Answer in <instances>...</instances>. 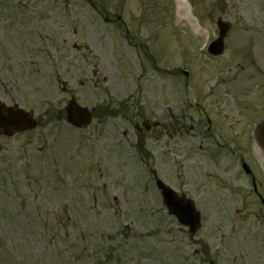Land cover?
<instances>
[{"label": "rangeland", "instance_id": "374dc122", "mask_svg": "<svg viewBox=\"0 0 264 264\" xmlns=\"http://www.w3.org/2000/svg\"><path fill=\"white\" fill-rule=\"evenodd\" d=\"M76 1L0 0V96L33 109L43 120L42 126L23 134L0 136V264H264L257 197L246 194L243 200L249 184L239 163L210 151L211 142L197 123L200 114L183 102L179 76L169 79L149 66L116 29L91 28L88 8ZM190 1L194 16L201 20L204 15L208 29L183 30L197 39L183 37L177 53L170 47L162 51L164 45L157 40L153 53L161 67L166 57L170 67L181 64V50L192 60L193 80L200 88H189V100L202 103L221 142L224 133L249 134L254 122L244 118L247 103H254L249 113L255 107L264 110L259 86L264 82V51H257L256 67L243 46L252 35L264 44V0ZM153 7L154 21L179 35L176 28L183 26L178 24L177 2L156 0ZM72 8H79L75 15ZM221 14L234 23L236 33L229 40L244 45L233 47L241 49L234 56H229L233 50L228 44L223 57H209L201 47L209 35L217 34ZM168 35L172 42L169 30ZM75 41L80 49H73ZM254 47L251 54L256 43ZM217 63L226 66L224 72ZM234 71L232 83L229 75ZM17 74L21 83L13 86ZM56 74L88 106L133 92L140 78L141 107L150 106L164 123L168 107L178 115L182 109L185 117L179 121L187 130L171 131L167 137L161 130L154 133L162 138L154 148L150 144L155 154L148 165L172 187L191 195L202 210L203 226L194 240L162 206L161 194L131 141L118 135L112 143L108 134L100 135L103 125L107 133H114L115 122L122 128L121 117L106 119L103 125L96 119L92 129L81 130L70 129L60 118L70 93L55 81ZM244 143L231 142L263 182L264 155L252 137L246 148ZM201 242L209 246L211 259H205Z\"/></svg>", "mask_w": 264, "mask_h": 264}, {"label": "flooded vegetation", "instance_id": "af4514ba", "mask_svg": "<svg viewBox=\"0 0 264 264\" xmlns=\"http://www.w3.org/2000/svg\"><path fill=\"white\" fill-rule=\"evenodd\" d=\"M85 2H87L86 0H84ZM105 0H94V2L97 5L96 10L94 11V13H96L99 17L104 16L105 18L108 19H115V18H111L110 16L108 17L106 14V10L105 7L103 5V2ZM145 0L142 1L141 0V5L139 6H135L134 11L132 13V16L130 17V12L125 8L122 7V5H120L118 7V9L121 10V14L122 17L120 15H118L116 18H118V21H113V20H109L108 23L110 24H115L117 25L120 30L125 31L126 33V40H128L133 47H135L136 49H143L144 55L145 56H150V47H149V43L147 41L150 40L148 34L147 37H144L143 40L140 39V37L143 35L142 33V29L145 30H151L152 26L154 25V23L151 21V12L149 10V7L146 6L145 4ZM135 30L131 33L129 32V30ZM140 30V32H138ZM169 35L167 33V40H169ZM171 37V35H170ZM147 40V41H145ZM141 89H139L140 91ZM137 94V98L133 99V96H135V93L133 96H129L125 101H122L120 103H118V105L121 107V109L123 110H128L129 113L132 114L133 118H132V125L135 128V134L137 136V144L138 145H142V148L144 149L147 146L148 141H150L149 139H152V135L153 133H155L156 128L153 127L152 123H150L153 114L155 113L153 110H151L150 106L146 107H142L140 105V99L138 96V92H136ZM104 109H106V107H104ZM166 117H169L170 119L174 118V120L176 121V123L178 122V120L181 118V115H176L173 113L172 108L168 107L167 110V115ZM128 118V117H127ZM129 119V118H128ZM148 125L149 127L147 128ZM199 124V123H198ZM204 126H207V133H203V137L208 138V140L210 139L211 141H217V137L214 133H212L211 129L213 126V123L211 120H209V118L207 119V121L203 122ZM164 132L167 130V127H170V124H164ZM178 130V129H177ZM224 137V143L222 144H218L220 146H222L224 149H226L228 151V153H232L234 155L235 150L234 147L231 145V142H235L236 140L242 139V140H246V138L248 137L247 135H240V134H235V135H222ZM234 151V152H233ZM263 216H264V211H263Z\"/></svg>", "mask_w": 264, "mask_h": 264}, {"label": "water", "instance_id": "95a60500", "mask_svg": "<svg viewBox=\"0 0 264 264\" xmlns=\"http://www.w3.org/2000/svg\"><path fill=\"white\" fill-rule=\"evenodd\" d=\"M223 35H221L222 39ZM222 44V43H221ZM215 46V45H214ZM4 109L0 107V132L11 135L24 128H30L35 126V122L29 119H24L26 114L22 112H13L8 118L4 119L1 117ZM69 119L76 125H83L90 121V114L86 108L79 107L76 103L72 102L69 108ZM257 138L264 147V123L260 130L257 132ZM162 188L164 195V202L169 207L170 212L175 214L180 222L188 224L192 233L200 227V213L196 211L195 205L191 200L179 198L177 193L171 188L164 185L162 182L159 183Z\"/></svg>", "mask_w": 264, "mask_h": 264}, {"label": "bare ground", "instance_id": "6f19581e", "mask_svg": "<svg viewBox=\"0 0 264 264\" xmlns=\"http://www.w3.org/2000/svg\"><path fill=\"white\" fill-rule=\"evenodd\" d=\"M177 3V6L179 7L180 17H185L189 20H192L191 6L189 4V0H177Z\"/></svg>", "mask_w": 264, "mask_h": 264}]
</instances>
